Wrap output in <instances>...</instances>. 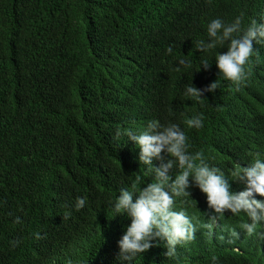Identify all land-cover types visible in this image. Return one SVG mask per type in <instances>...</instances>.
<instances>
[{"label": "trees", "instance_id": "16d2710c", "mask_svg": "<svg viewBox=\"0 0 264 264\" xmlns=\"http://www.w3.org/2000/svg\"><path fill=\"white\" fill-rule=\"evenodd\" d=\"M237 16L241 27L260 22L264 0H0V264H115L130 221L112 216L111 201L154 182L125 133L149 122L176 123L187 151L242 189L235 169L264 159V42L238 88L217 77L226 43L195 50L210 19ZM215 79L201 100L183 95ZM196 113L202 126L190 128ZM173 209L190 218L192 239L166 255L156 238L132 264H264V222L247 233L246 213L212 212L194 186Z\"/></svg>", "mask_w": 264, "mask_h": 264}, {"label": "clouds", "instance_id": "9594fccd", "mask_svg": "<svg viewBox=\"0 0 264 264\" xmlns=\"http://www.w3.org/2000/svg\"><path fill=\"white\" fill-rule=\"evenodd\" d=\"M206 33L207 40L197 41L195 50L207 52L226 43L225 50L214 55L217 77L238 88L247 76L245 65L253 54V43L264 42V19L260 22L252 20L246 27H241L240 16L231 22L212 18L207 23ZM177 63L187 65L188 61L181 58ZM210 63L202 57L199 70H208ZM217 83L215 79L198 88L191 82L185 85L183 95L199 101L204 98V93L216 90ZM185 124L190 128L201 127L202 114L188 117ZM125 134L127 141L138 148V162L148 166L154 182L146 183L138 192L120 188L111 201L112 216L126 214L130 221L116 241L115 264H132L133 259L148 250L156 238L164 241L166 255H173L178 243L192 239L194 226L190 218L183 210L173 209V195L187 194L192 186L204 194L207 209L212 212L246 213L250 222H243L240 227L247 233H253L256 224L264 222V159L259 158V154L247 165L235 169L234 180L243 187L233 191L224 174L217 167L209 166L199 151H187V138L176 123L149 122L143 129H128ZM173 164L179 170L174 177L169 175ZM84 204L85 199L78 196L73 207L79 210ZM210 219L214 222L215 217ZM233 235L237 233L233 232ZM10 243L14 245L16 241ZM234 250L238 248L234 247ZM212 259L214 261L215 256Z\"/></svg>", "mask_w": 264, "mask_h": 264}]
</instances>
